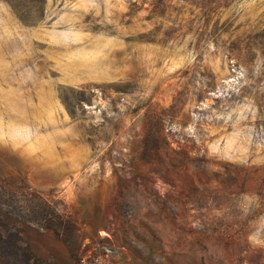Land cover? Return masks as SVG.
Masks as SVG:
<instances>
[{"label": "rangeland", "instance_id": "rangeland-1", "mask_svg": "<svg viewBox=\"0 0 264 264\" xmlns=\"http://www.w3.org/2000/svg\"><path fill=\"white\" fill-rule=\"evenodd\" d=\"M11 198L47 264H264V0H0Z\"/></svg>", "mask_w": 264, "mask_h": 264}, {"label": "trees", "instance_id": "trees-1", "mask_svg": "<svg viewBox=\"0 0 264 264\" xmlns=\"http://www.w3.org/2000/svg\"><path fill=\"white\" fill-rule=\"evenodd\" d=\"M16 198L0 205V264H47L38 260L25 241L22 227L26 226L30 211L19 206ZM45 214H41L43 217ZM76 264H81L77 262Z\"/></svg>", "mask_w": 264, "mask_h": 264}]
</instances>
